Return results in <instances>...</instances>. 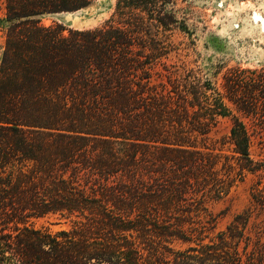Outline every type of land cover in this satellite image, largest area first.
Listing matches in <instances>:
<instances>
[{
	"label": "trees",
	"instance_id": "16d2710c",
	"mask_svg": "<svg viewBox=\"0 0 264 264\" xmlns=\"http://www.w3.org/2000/svg\"><path fill=\"white\" fill-rule=\"evenodd\" d=\"M90 2L2 1L0 264H122L113 260L124 251L126 264H138L137 242L152 215L168 216L191 194L226 184L214 178L212 156L188 140L190 132L207 133L213 116L186 78L153 82L160 53L138 17L67 34L40 22L44 14ZM229 143L238 161H250V137L239 121ZM50 215L84 218L132 239L120 245L99 242L87 228L51 232L33 225ZM236 224L237 218L218 244L205 245V261L196 264H241L242 255L245 264H264V242L254 243L249 261Z\"/></svg>",
	"mask_w": 264,
	"mask_h": 264
},
{
	"label": "rangeland",
	"instance_id": "374dc122",
	"mask_svg": "<svg viewBox=\"0 0 264 264\" xmlns=\"http://www.w3.org/2000/svg\"><path fill=\"white\" fill-rule=\"evenodd\" d=\"M2 1L0 58L6 25L1 20ZM125 1L91 0L75 10L44 14L40 22L58 24L67 34L68 30L101 27L110 19L117 22L138 17L147 25L160 53L151 68L153 82L164 80L166 75L186 78L202 100L206 116H213L207 133L190 132L188 140L194 148L212 156L214 178L226 182L224 187L209 185L203 193L191 194L188 202L179 203L181 209L168 216L163 211L157 219L152 215L151 221L142 226V239H137L142 241L137 242L141 252L137 263L148 264L155 256L169 264L205 261L204 246L218 244L219 234L226 232L235 218L243 238L239 250L244 241L248 242L246 254L249 261H254V243L264 242V0ZM235 121L249 134L250 161H238L229 143ZM33 225L51 232L75 229L84 233L87 228L99 236V242L109 240L120 245L132 239L127 232H122V237L119 231L109 232L103 224L73 216L36 218ZM162 229L168 235L154 232ZM132 235L136 236L134 232ZM235 241L227 238L225 244L233 247ZM115 255L113 261L121 258L126 264L125 251ZM241 259L245 264V255ZM90 264L104 263L92 259Z\"/></svg>",
	"mask_w": 264,
	"mask_h": 264
}]
</instances>
